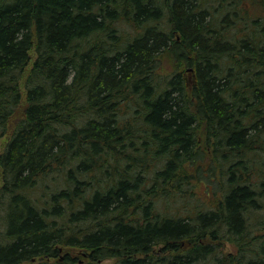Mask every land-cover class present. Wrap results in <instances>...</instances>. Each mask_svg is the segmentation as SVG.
Returning <instances> with one entry per match:
<instances>
[{"label": "trees", "instance_id": "trees-1", "mask_svg": "<svg viewBox=\"0 0 264 264\" xmlns=\"http://www.w3.org/2000/svg\"><path fill=\"white\" fill-rule=\"evenodd\" d=\"M3 138L0 264H264V0H0Z\"/></svg>", "mask_w": 264, "mask_h": 264}, {"label": "rangeland", "instance_id": "rangeland-1", "mask_svg": "<svg viewBox=\"0 0 264 264\" xmlns=\"http://www.w3.org/2000/svg\"><path fill=\"white\" fill-rule=\"evenodd\" d=\"M34 56H35L34 53H32V55H31L32 60L34 59ZM175 62L176 61L171 56L165 58L162 66H161V69L159 70L160 74H163L165 72H171L174 69V63ZM189 74H190L189 71L185 73V76L187 79H189ZM18 115H15V117L16 116L18 117ZM5 142H6V138H3L0 140L1 148L5 145ZM200 195L203 196L202 198H204L203 193H201ZM59 247H60L61 252H59L58 258H49L50 260L48 258H46V259L36 258L30 264L43 263L44 261H46V264H54V263L58 264V261H59V264H61L62 261L65 259V257H68V259H66L65 264H68V263H71V264H88L89 258L87 257L86 251L81 250L77 247H73V246H64V245L61 246V245H59ZM223 251L224 252H232L233 248L229 243L226 242L223 245ZM115 261H116V259L111 258V259H107V260L102 261L101 264H111Z\"/></svg>", "mask_w": 264, "mask_h": 264}, {"label": "water", "instance_id": "water-1", "mask_svg": "<svg viewBox=\"0 0 264 264\" xmlns=\"http://www.w3.org/2000/svg\"><path fill=\"white\" fill-rule=\"evenodd\" d=\"M26 108H27V104H25L24 106H22V112H20V110L17 109L15 111V115H18L19 114V116H22Z\"/></svg>", "mask_w": 264, "mask_h": 264}, {"label": "bare ground", "instance_id": "bare-ground-1", "mask_svg": "<svg viewBox=\"0 0 264 264\" xmlns=\"http://www.w3.org/2000/svg\"><path fill=\"white\" fill-rule=\"evenodd\" d=\"M68 168V167H67ZM62 173V172H61ZM3 201V200H2ZM4 205V204H3ZM5 206V205H4ZM2 214H3V212H2ZM6 215V214H5ZM60 217V216H59ZM1 220V219H0ZM58 220V219H57ZM59 221V220H58ZM4 225V224H3ZM57 227V226H56ZM66 242V241H65ZM69 245V244H68ZM51 248V247H50ZM45 255V254H44ZM58 256V255H57ZM49 259V258H48ZM50 260V259H49ZM62 263H64V262H62ZM55 264V263H54Z\"/></svg>", "mask_w": 264, "mask_h": 264}]
</instances>
